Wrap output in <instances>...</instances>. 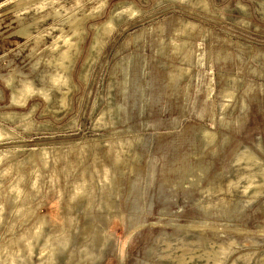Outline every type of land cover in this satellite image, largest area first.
<instances>
[{"label": "rangeland", "instance_id": "rangeland-1", "mask_svg": "<svg viewBox=\"0 0 264 264\" xmlns=\"http://www.w3.org/2000/svg\"><path fill=\"white\" fill-rule=\"evenodd\" d=\"M0 264H264V0H0Z\"/></svg>", "mask_w": 264, "mask_h": 264}]
</instances>
